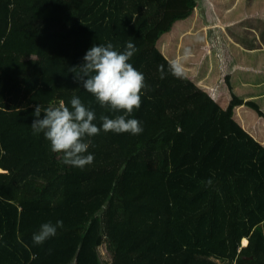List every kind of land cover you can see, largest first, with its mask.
<instances>
[{"label":"trees","instance_id":"trees-1","mask_svg":"<svg viewBox=\"0 0 264 264\" xmlns=\"http://www.w3.org/2000/svg\"><path fill=\"white\" fill-rule=\"evenodd\" d=\"M196 4L0 0V264H264V145L233 118L242 106L264 113L231 91L221 109L185 72L168 73L157 48ZM130 40L146 87L129 118L143 131L105 133L100 117L122 113L101 107L69 69L94 44L123 52ZM73 96L101 128L83 169L31 129L36 105L42 119ZM57 220L63 227L34 244Z\"/></svg>","mask_w":264,"mask_h":264},{"label":"clouds","instance_id":"clouds-1","mask_svg":"<svg viewBox=\"0 0 264 264\" xmlns=\"http://www.w3.org/2000/svg\"><path fill=\"white\" fill-rule=\"evenodd\" d=\"M138 51L134 43L127 42L123 52L114 50L108 43L106 46L93 45L83 56V63L69 69L75 73L73 79L90 93L98 104L116 114L114 118L101 116L102 130L115 134L130 133L139 135L143 128L136 119L129 118L134 109L141 106V91L146 87L143 73L137 71L129 60ZM190 53L185 50L181 59H173L168 64V73L180 78L184 75L183 60ZM160 78H165L163 66H159ZM36 105L31 124L33 134L43 133L50 143L53 153H62V163L74 168L83 169L91 165L94 156L88 153L91 137L101 131L94 123L95 112L86 107L79 97L73 96L70 107L61 100L58 106H49L43 110ZM0 154L4 153L0 148ZM211 183V181H209ZM63 227V221L57 220L55 225L46 222L32 237L34 244L42 245Z\"/></svg>","mask_w":264,"mask_h":264},{"label":"crops","instance_id":"crops-1","mask_svg":"<svg viewBox=\"0 0 264 264\" xmlns=\"http://www.w3.org/2000/svg\"><path fill=\"white\" fill-rule=\"evenodd\" d=\"M196 3L193 15L184 20L194 51L189 58H194V64L186 68L183 63V71L191 72L196 83L221 109L227 108L233 93L244 103H255L264 113V0ZM197 13L199 17L191 20ZM233 118L264 145V117L242 106L235 109ZM243 241L242 247H247Z\"/></svg>","mask_w":264,"mask_h":264},{"label":"rangeland","instance_id":"rangeland-1","mask_svg":"<svg viewBox=\"0 0 264 264\" xmlns=\"http://www.w3.org/2000/svg\"><path fill=\"white\" fill-rule=\"evenodd\" d=\"M199 15L200 14L197 13L196 15H194L192 17L191 20H195L197 17H199ZM186 33H187L186 21H184V22L180 21L179 23H176V25H174L173 31L163 35L161 37V39L159 40V42H157V48L160 49V51L164 54V56L169 61H171L173 59H181L185 50H188L189 53L193 51V47L190 44L189 39H188V35ZM196 44H198V43H196ZM199 44H201V43H199ZM195 54H198V53L196 52ZM193 59L194 58H189V56H188L186 59L183 60V63H185L186 68L193 66V64H194ZM200 68H201V66L199 67V70H200ZM187 72L185 74H188L190 76L189 78L194 83H196V79H194V77H192V75L189 74L191 72H188V73ZM200 73H201V71H200ZM194 76L197 77V75H194ZM100 255H101V258L103 260H110L112 258L111 251L105 245L100 248Z\"/></svg>","mask_w":264,"mask_h":264},{"label":"bare ground","instance_id":"bare-ground-1","mask_svg":"<svg viewBox=\"0 0 264 264\" xmlns=\"http://www.w3.org/2000/svg\"><path fill=\"white\" fill-rule=\"evenodd\" d=\"M244 246H247V245H249V240L247 239V240H244Z\"/></svg>","mask_w":264,"mask_h":264}]
</instances>
